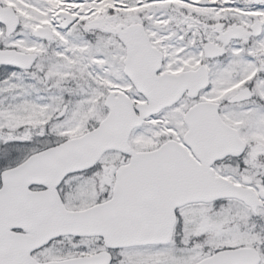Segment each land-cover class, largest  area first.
Masks as SVG:
<instances>
[{"label":"snow or ice","instance_id":"1","mask_svg":"<svg viewBox=\"0 0 264 264\" xmlns=\"http://www.w3.org/2000/svg\"><path fill=\"white\" fill-rule=\"evenodd\" d=\"M0 264H264V0H0Z\"/></svg>","mask_w":264,"mask_h":264}]
</instances>
